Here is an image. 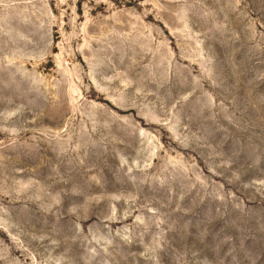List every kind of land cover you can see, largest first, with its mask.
Segmentation results:
<instances>
[{"label": "rangeland", "instance_id": "1", "mask_svg": "<svg viewBox=\"0 0 264 264\" xmlns=\"http://www.w3.org/2000/svg\"><path fill=\"white\" fill-rule=\"evenodd\" d=\"M0 264H264V0H0Z\"/></svg>", "mask_w": 264, "mask_h": 264}]
</instances>
